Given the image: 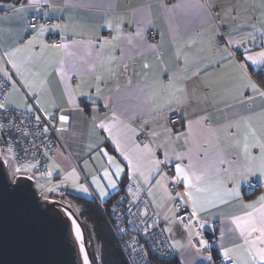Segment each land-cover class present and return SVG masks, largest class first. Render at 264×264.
I'll return each mask as SVG.
<instances>
[{"label":"crops","instance_id":"crops-1","mask_svg":"<svg viewBox=\"0 0 264 264\" xmlns=\"http://www.w3.org/2000/svg\"><path fill=\"white\" fill-rule=\"evenodd\" d=\"M32 15L50 18L54 24L40 35L41 24H28ZM221 29L227 41L222 47L218 45ZM152 30L157 34L155 42L148 37ZM261 30L264 0L0 1V69L11 77L0 71L9 84L5 107L38 109L56 123L61 143L49 156L48 169L69 198L79 193L74 178L65 180L73 171L86 182L91 199L102 206L133 179L164 225L178 263L211 264L196 231L181 229L177 221L174 202L185 188L175 183V169L179 165L205 174L202 184L211 191L201 196L215 199L217 180L223 181L218 189L222 194L234 187L225 169L235 171L249 162L243 151L246 125L264 143V97L244 86L238 68L246 63L244 48L252 54L264 50ZM51 34L62 39L55 45L65 47H42L40 41L53 45L48 42ZM33 37L36 42L25 48ZM17 48L22 50L12 59L19 72L7 55ZM226 50L234 53V60L223 58ZM247 72L264 91L257 77L264 78V69L250 66ZM57 113L68 120L55 121ZM172 115L182 120L181 129L168 127ZM247 143L258 163L260 148L252 146L256 141L251 138ZM109 156L123 169L119 176L108 164ZM125 156L132 159L131 165ZM153 160L161 161L159 170ZM105 170L115 188L105 178ZM94 178L106 195L100 196ZM251 179L260 182L259 190L246 189ZM247 182L241 183L239 197H226L227 203L217 202L197 215L216 224L220 257L226 258V249H234L230 264L251 260L233 219L249 212L257 218L264 214L260 202L264 176L249 175ZM172 183L178 190L171 189ZM258 235L254 232L248 239Z\"/></svg>","mask_w":264,"mask_h":264},{"label":"built area","instance_id":"built-area-1","mask_svg":"<svg viewBox=\"0 0 264 264\" xmlns=\"http://www.w3.org/2000/svg\"><path fill=\"white\" fill-rule=\"evenodd\" d=\"M28 24L50 27L54 22L50 18L41 19L37 15H32L28 18ZM148 37L153 42L157 41V34L153 30L148 33ZM61 41L58 34H51L48 37L51 44H60ZM226 43L225 30L221 29L218 45L222 47ZM8 88L9 84L0 76V102H5ZM37 116L40 117L39 120L36 119ZM58 118L59 113L55 115L54 120L57 121ZM181 124L182 120L177 115H172L167 120L171 130L181 129ZM59 143L61 141L56 123L38 109L34 111L6 107L0 109V144L2 149L5 148L7 151L9 147L13 149L19 164L38 162V170L35 172L40 174L47 172L49 156L54 154ZM5 167L7 170L6 164ZM32 181L34 183L35 179ZM170 187L172 190L179 188L174 183ZM260 187V182L256 179H251L246 184V189L252 192L259 190ZM57 195L63 198L68 192L66 189H60ZM174 206L179 226L183 230L194 228L196 233H199V240L207 241L208 246H204L202 253L211 258V264H230L228 258L220 257L216 252L218 242L216 224L193 216L184 200L176 199ZM99 208L128 264H170L177 259V253L164 225L156 219L151 201L135 180L130 179L121 187L108 210L102 205ZM201 223L203 227H200Z\"/></svg>","mask_w":264,"mask_h":264},{"label":"snow or ice","instance_id":"snow-or-ice-1","mask_svg":"<svg viewBox=\"0 0 264 264\" xmlns=\"http://www.w3.org/2000/svg\"><path fill=\"white\" fill-rule=\"evenodd\" d=\"M36 0H33V3L35 4ZM58 27V26H57ZM255 27V25H253ZM40 35H43V33L46 31L45 27L43 25L40 26ZM262 33H264V30H261ZM244 39V38H242ZM254 37H251V40L254 42ZM34 42H36V37H33L32 40L28 41V44L25 45V48H28L31 46ZM42 47H52V48H63L65 47L63 44L61 45H47L43 44L42 41H40ZM107 43V41L105 42ZM239 43V42H238ZM22 49L17 48L12 52L7 53L9 56V62L12 63V66L14 68H17V71L19 72V68L15 62V60L12 59L16 55L17 52H20ZM227 51V55L223 57L225 60H234L235 55L232 51ZM243 59L246 61L244 64H238V68L240 69L242 76L241 79L243 81V84L247 88H251L254 93H259L260 96L264 97V91H261L256 83L252 81L250 76L248 75L247 68L250 66H256L258 68L264 69V50L259 51L255 54L250 53V50L248 48L243 49L242 53ZM0 71H4L5 76H8V73L5 69H0ZM9 79H11L10 76H8ZM27 83V82H26ZM29 88L33 87V85L28 84ZM5 108V103L0 102V109ZM31 111V109H29ZM46 115H49L46 112ZM51 118V117H50ZM37 120L40 119L39 116L36 117ZM59 120L61 122H65L68 120L67 116L61 115L59 116ZM101 128L105 127L103 124L100 125ZM237 129H239V124L236 125ZM248 128V131L244 134V144H243V151L245 153V159L249 162L239 166L235 171H233L230 168L225 169V172L227 173L228 180L234 185V187L230 190L225 189L223 194L218 190L220 185L223 183V181L217 180L215 188L217 190L212 191V195L215 197V199H207L206 197L201 196V193H206L211 191L210 187L206 184H202V181L205 179V174H197L195 171L189 169L185 170L184 168L180 167L179 165L176 166L175 172V183L180 184L182 187L185 188L183 192H179L178 199L184 200L186 203L191 204L192 208V215L197 216L199 212L206 210L207 206H215L217 202L219 203H227L228 200L226 197H239L240 196V186L241 183L247 182L249 175H258V176H264V143H260L258 141V138L256 136L255 130L251 127V125H246ZM47 131V129H45ZM251 138L252 140L256 141V143L252 146H258L260 148V156H259V162L257 163L256 157H251L248 149L249 144L247 141ZM239 143V141H237ZM117 147H119V144H117ZM145 149L150 152L151 150L148 148L147 145H145ZM8 160L11 161L9 164L11 176L13 179H16L17 177L20 178H27L29 180L35 179V171L38 170V162H26L23 164H19L17 162V158L15 157L13 153V149L9 147L8 149ZM104 155L107 156V153H104ZM125 159L128 160V163L131 165L133 163L132 159L128 156H125ZM7 162V161H6ZM221 163H225L227 161L221 159ZM161 163L159 160H153V164L157 166V170H159L158 165ZM108 164L113 166L116 171L115 175L119 176L121 171L123 169L120 168L119 164L116 163V161L112 157H108ZM47 177H51L52 172L51 169H48L46 174ZM105 178L108 179L109 183L113 188L116 187L115 182L112 180L111 175L108 173L107 170L104 171ZM69 178H74L75 180H78L79 177L73 171L71 173V177L66 176L65 180ZM162 179H166V177H162ZM39 185V189L41 192L42 197L47 200L49 197L47 193H50L54 191L55 187H59V185L54 187H48L44 183H40L37 181ZM93 183L97 186L99 189L100 196L106 195V192L104 188L100 185V182L98 179L94 178ZM159 183V181H158ZM80 190L82 192H88V189L86 187H83L82 185L79 186ZM151 195V192L148 193ZM170 195V194H169ZM260 202L264 204V196L260 197ZM246 207L252 208L253 205H247ZM232 223L235 225L236 229L239 230L240 235L245 238V245L247 246V254L251 258V260H245L244 264H257V261H259V264H264V214H262L259 218L255 217L253 213L249 212L246 216H238L235 219H233ZM72 225L75 228V235L76 239L80 242V249L83 251L84 244H83V234L81 231V226L75 221V219L72 220ZM204 225L201 223L200 227H203ZM254 232H258L259 235L255 237L254 239L249 240L248 238L252 236ZM196 235L198 236L199 233L197 232ZM200 243L207 247V241L201 239ZM258 244L260 246H258ZM234 249H226L225 250V257L226 258H232L230 253H232ZM84 264H89L88 261V255L85 253L84 255Z\"/></svg>","mask_w":264,"mask_h":264},{"label":"water","instance_id":"water-1","mask_svg":"<svg viewBox=\"0 0 264 264\" xmlns=\"http://www.w3.org/2000/svg\"><path fill=\"white\" fill-rule=\"evenodd\" d=\"M64 209L81 226L91 261L85 230L75 211L56 201H42L26 177L11 181L0 158V264H83Z\"/></svg>","mask_w":264,"mask_h":264},{"label":"trees","instance_id":"trees-1","mask_svg":"<svg viewBox=\"0 0 264 264\" xmlns=\"http://www.w3.org/2000/svg\"><path fill=\"white\" fill-rule=\"evenodd\" d=\"M257 77L259 81H261L262 85H264V78L262 77V74H257ZM119 191L104 204L106 210L109 209L112 201L118 196ZM72 199L80 206L81 218L92 226L95 239L101 244L102 264H128L97 203L91 198L80 195H72ZM81 222L84 228L89 232L91 230L90 227L84 225L83 221ZM170 264L179 263L175 260Z\"/></svg>","mask_w":264,"mask_h":264},{"label":"rangeland","instance_id":"rangeland-1","mask_svg":"<svg viewBox=\"0 0 264 264\" xmlns=\"http://www.w3.org/2000/svg\"><path fill=\"white\" fill-rule=\"evenodd\" d=\"M8 156H9L8 151L5 148L2 149V145L0 144V157L3 159L4 164H6V166H7L6 172H7L8 177L10 178L11 181H14L15 179L12 178L11 172H10V168H9V164L11 163V161L8 160ZM42 174H46V172L45 173H41V174L38 173V172H35V181L33 183L34 186L36 187L39 195L41 196L42 201H46V200L41 195V192H40L39 185H38L37 181H39L40 183H44L48 187H54V186L59 185V187H55L54 188V191H52L50 193H47L48 197L49 196H53L52 198H48L47 200H49V201H58V203H61V204H64V205H67V206L71 207L75 211V213L79 216L81 221L84 222V225L90 227L91 230L88 232L84 228V226L82 224V226H83V228L85 230L86 246H87V249L90 251V254H91V261L90 262H91V264H102V261H101V244L96 241L92 226L81 218V215H80L81 208H80V206L73 199L69 198L68 195L66 197H63V198H60L57 195V193L60 190V188H62L61 181H59V179L57 177H50L49 178L46 175H42ZM75 181L78 182V187H77L79 189L78 195L84 196V197H87V198H91L92 194H90V191L82 192L80 190V187H79V186L82 185L83 187H86L88 189V187L86 185V182L83 179L81 181H79V179L75 180ZM83 241H84V239H83ZM199 242H200V240H199ZM203 248H204V245H202V250H203ZM86 252H87V250H86Z\"/></svg>","mask_w":264,"mask_h":264},{"label":"bare ground","instance_id":"bare-ground-1","mask_svg":"<svg viewBox=\"0 0 264 264\" xmlns=\"http://www.w3.org/2000/svg\"><path fill=\"white\" fill-rule=\"evenodd\" d=\"M63 211H64V213H65V215H66V217H67V219H68V221H69V223H70V225H71L72 232H73L74 237H75V239H76L75 228H74V226L72 225V220L75 219V218H74L73 215H71V213H69L67 210L64 209ZM75 221L77 222L76 219H75ZM77 223H78V222H77ZM78 224H79V223H78ZM81 231H82V229H81ZM82 234H83V232H82ZM83 239H84V237H83ZM76 242H77V245H78V247H79V251H80L81 257H82V259H83V264H84V255H85V253H87V252H86V248H85L84 241H83V244H84V249H83V251H81V249H80V242H79L77 239H76ZM88 261H89V264H91L89 257H88Z\"/></svg>","mask_w":264,"mask_h":264}]
</instances>
